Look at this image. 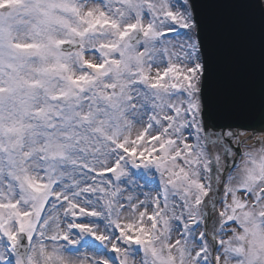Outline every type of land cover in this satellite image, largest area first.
Segmentation results:
<instances>
[{"label":"snow or ice","instance_id":"obj_1","mask_svg":"<svg viewBox=\"0 0 264 264\" xmlns=\"http://www.w3.org/2000/svg\"><path fill=\"white\" fill-rule=\"evenodd\" d=\"M196 10L0 0V264H264V128L206 120Z\"/></svg>","mask_w":264,"mask_h":264},{"label":"water","instance_id":"obj_2","mask_svg":"<svg viewBox=\"0 0 264 264\" xmlns=\"http://www.w3.org/2000/svg\"><path fill=\"white\" fill-rule=\"evenodd\" d=\"M196 15L211 61L206 120L213 131L231 125L245 139L264 128V12L254 0H197Z\"/></svg>","mask_w":264,"mask_h":264},{"label":"rangeland","instance_id":"obj_3","mask_svg":"<svg viewBox=\"0 0 264 264\" xmlns=\"http://www.w3.org/2000/svg\"><path fill=\"white\" fill-rule=\"evenodd\" d=\"M180 39H184L183 36L180 37ZM134 175V179L138 181V183L142 186L141 189H137V194L140 193V191H146L151 192L153 194H159L162 198V188L159 182L158 174L155 173H148L146 170L143 169H132ZM127 186V185H126ZM130 187V186H129ZM141 199H143V196H140ZM98 243V241H95L92 237H87L85 239V242H82L81 244V251H92L99 247L92 246L93 243Z\"/></svg>","mask_w":264,"mask_h":264}]
</instances>
